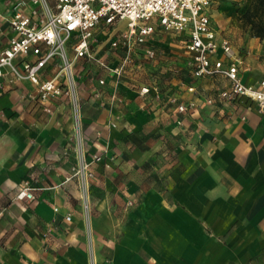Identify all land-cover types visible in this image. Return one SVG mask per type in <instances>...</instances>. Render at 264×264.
I'll use <instances>...</instances> for the list:
<instances>
[{
    "label": "crops",
    "instance_id": "0c3cea01",
    "mask_svg": "<svg viewBox=\"0 0 264 264\" xmlns=\"http://www.w3.org/2000/svg\"><path fill=\"white\" fill-rule=\"evenodd\" d=\"M56 1L45 3L53 11ZM252 2L212 0L207 9L216 39L231 45V54L215 57L238 61L245 84L264 79V34L245 17ZM16 8L34 19L42 13L33 0H0V50ZM122 21L99 24L90 40L110 67L125 54L110 44L125 31L116 29ZM167 34L153 60L142 61L147 47L135 45L119 78L95 60L74 63L80 132L65 95L42 103L28 79L0 88V264H245L264 250V111L245 98L219 100L229 80L195 77L184 35ZM159 36L146 42L159 44ZM67 51L73 55L70 44ZM59 65L50 59L41 77ZM154 78L159 96L141 95ZM180 102L194 107L178 112ZM78 143L87 158L102 155L90 166L87 218L77 181L66 180ZM25 184L33 198H15Z\"/></svg>",
    "mask_w": 264,
    "mask_h": 264
},
{
    "label": "built area",
    "instance_id": "2783aa9c",
    "mask_svg": "<svg viewBox=\"0 0 264 264\" xmlns=\"http://www.w3.org/2000/svg\"><path fill=\"white\" fill-rule=\"evenodd\" d=\"M33 2L38 3L42 9L41 14L37 9L32 12L34 15L38 13V18L34 19L16 8L9 19L13 35L0 50V88L4 83L28 79L36 86L37 98L42 103L65 95L76 132L81 130V101L73 72L74 63L81 58L95 60L119 78L125 67L132 62L135 45L144 44L158 27L168 33L184 35L183 46L189 53L188 65L192 67L195 77L221 75L229 80L228 87L217 93L219 100L245 98L255 102L259 111H264V79L255 84H245L239 75L238 61L232 60L230 64L224 65L220 57H215L218 50L231 54V45L227 38L216 39L207 12L212 0H57L53 11L47 7L45 0ZM117 20H125L127 29L121 31L119 37L110 44L113 47L123 46L125 54L116 66L110 67L94 55L90 40L99 24L110 25ZM69 44L73 50L72 56L67 51ZM28 55L33 58H26ZM17 57L21 58L19 62L15 61ZM54 57L60 60L57 72L50 78H42V70ZM145 57L153 60L155 50L145 48ZM99 83L103 84L104 79H99ZM188 89L195 90L193 86H188ZM151 90L159 96L155 78L151 85L140 86L139 93L144 95ZM117 97L114 88L111 98L116 100ZM175 100L173 96L169 98L170 102ZM205 101L212 103L214 97L207 96ZM193 107V102H180L176 105L178 112ZM46 110L50 111V108L46 106ZM76 152V163L66 180L75 178L77 181L82 192L83 214L87 218L90 210L88 179L94 175L90 166L93 162L100 161L102 155L93 153L87 158L82 143H78ZM14 197L33 198V187L29 184L20 186ZM65 218L70 220L71 217L67 214Z\"/></svg>",
    "mask_w": 264,
    "mask_h": 264
},
{
    "label": "rangeland",
    "instance_id": "374dc122",
    "mask_svg": "<svg viewBox=\"0 0 264 264\" xmlns=\"http://www.w3.org/2000/svg\"><path fill=\"white\" fill-rule=\"evenodd\" d=\"M126 25H127L126 21H122L119 24L118 28H116V29L126 30V28H127ZM112 27H114V26L112 25L110 28H112ZM157 31L159 32V35H160L159 37H162V38L171 37L172 38V36L170 34H167L168 32H165V31L161 30L159 27L157 28ZM166 38L164 40H162V41H159V44L156 42L157 40H154L153 42L151 41L150 43L149 42L148 43L145 42L142 45H144V47L153 48L155 50V55L157 53L158 54L160 53V55H161L162 54L161 53V49H165L168 46V43L166 42ZM162 44H166V45H164L165 47ZM150 46H152V47H150ZM141 57L140 58H141L142 61H144V60L145 61H149L146 57H144V56H141ZM179 73L180 72H178L177 74L180 75ZM245 264H264V250L259 255H257L252 261H248Z\"/></svg>",
    "mask_w": 264,
    "mask_h": 264
},
{
    "label": "trees",
    "instance_id": "16d2710c",
    "mask_svg": "<svg viewBox=\"0 0 264 264\" xmlns=\"http://www.w3.org/2000/svg\"><path fill=\"white\" fill-rule=\"evenodd\" d=\"M245 17L251 23L256 34H264V0H253Z\"/></svg>",
    "mask_w": 264,
    "mask_h": 264
}]
</instances>
